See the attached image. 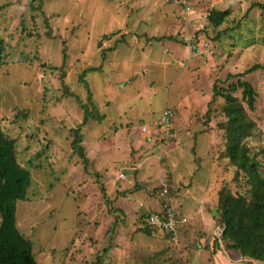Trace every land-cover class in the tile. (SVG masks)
I'll return each instance as SVG.
<instances>
[{
  "label": "rangeland",
  "instance_id": "374dc122",
  "mask_svg": "<svg viewBox=\"0 0 264 264\" xmlns=\"http://www.w3.org/2000/svg\"><path fill=\"white\" fill-rule=\"evenodd\" d=\"M257 2L264 0H0V127L18 139L17 159L30 172L15 225L38 264H182L195 241L202 247L187 264H218L203 246L219 230L217 191L233 168L218 126L225 101L208 103L215 81H248L256 92L249 141L264 147ZM212 8L231 11L218 28L207 23ZM190 34L194 48L184 39ZM89 92L88 108L102 118L81 125L84 161L70 129L82 123L78 100L87 103ZM233 94L240 98L241 89ZM164 204L187 219L188 233L138 230L139 215Z\"/></svg>",
  "mask_w": 264,
  "mask_h": 264
},
{
  "label": "trees",
  "instance_id": "16d2710c",
  "mask_svg": "<svg viewBox=\"0 0 264 264\" xmlns=\"http://www.w3.org/2000/svg\"><path fill=\"white\" fill-rule=\"evenodd\" d=\"M255 6L264 9V3L257 2L251 5ZM34 7L36 6L32 7L33 10ZM230 14L229 8L222 10L212 8L206 17L207 23L218 28ZM221 33L222 31L218 32L217 36L219 37ZM1 45L0 39V60L4 56ZM258 67V64H254L239 74H228L226 79L235 75L243 76ZM88 70H92V67ZM84 72L80 74V79ZM237 89H241L240 98L233 94ZM212 92L208 104L218 97L225 101L221 107L225 119L220 121L218 126L224 130V157L233 168V173L230 182L221 185L217 191L215 216L219 230L212 236L210 246L205 244L203 247L214 252L221 248L238 251L242 257L264 263V147L257 149L249 141L254 135L256 124L248 110L254 109L256 92L248 81L239 77L236 83L232 82L225 88L218 86L215 81ZM69 93L73 95L72 92ZM90 102V92L87 103L78 100L83 110V121L70 129L71 147L84 161L87 157L82 145L81 125L90 118L98 120L102 118V114L94 113L88 108ZM209 110L210 108L207 109ZM2 121L3 118L0 117V122ZM17 140L0 127V264H38L32 253L30 237L21 233L15 225L16 202L18 199H27L25 192L31 184L30 172L17 159ZM161 202H165V199L163 198ZM161 209L163 210L162 207ZM149 213L151 212L141 213L140 219ZM114 217L117 219L118 216ZM184 225L185 223L179 225L174 233L160 231L165 233L164 236L171 238L173 234L177 236L180 230L185 234L187 230ZM138 230L149 236L159 229L143 223ZM200 247L202 244L195 241L189 259L184 260L182 264H187L195 250Z\"/></svg>",
  "mask_w": 264,
  "mask_h": 264
},
{
  "label": "built area",
  "instance_id": "2783aa9c",
  "mask_svg": "<svg viewBox=\"0 0 264 264\" xmlns=\"http://www.w3.org/2000/svg\"><path fill=\"white\" fill-rule=\"evenodd\" d=\"M185 10L188 13L190 8L189 6H185ZM185 41L188 43V46L190 48H194L195 42V36L194 34H190L188 36L184 37ZM195 42V43H194ZM202 48H204L209 54L213 53L211 45L208 44V42H202ZM171 116L172 112L170 109L165 108L162 111L160 122L165 130V136L166 137H172L173 134H171L172 131V122H171ZM142 130H145L144 127H142ZM121 176H123L121 174ZM163 193H166V189L163 190ZM163 210L161 209L158 212H151L149 214H146L142 221L145 225H152L157 227L159 230H165V231H171L175 232L177 227L187 221L185 217L179 216L177 213L173 211L172 208L169 207V204L162 205Z\"/></svg>",
  "mask_w": 264,
  "mask_h": 264
},
{
  "label": "crops",
  "instance_id": "0c3cea01",
  "mask_svg": "<svg viewBox=\"0 0 264 264\" xmlns=\"http://www.w3.org/2000/svg\"><path fill=\"white\" fill-rule=\"evenodd\" d=\"M231 251L233 252L234 250H228L224 248L216 250L214 252L217 257L216 262L218 264H258L257 260L248 259L242 257L241 255L238 256Z\"/></svg>",
  "mask_w": 264,
  "mask_h": 264
},
{
  "label": "water",
  "instance_id": "95a60500",
  "mask_svg": "<svg viewBox=\"0 0 264 264\" xmlns=\"http://www.w3.org/2000/svg\"><path fill=\"white\" fill-rule=\"evenodd\" d=\"M105 37H107V36H103L102 39L105 38Z\"/></svg>",
  "mask_w": 264,
  "mask_h": 264
}]
</instances>
